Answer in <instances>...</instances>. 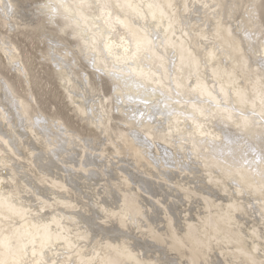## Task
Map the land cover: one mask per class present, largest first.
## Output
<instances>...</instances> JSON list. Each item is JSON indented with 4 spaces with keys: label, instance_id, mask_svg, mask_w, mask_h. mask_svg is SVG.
Masks as SVG:
<instances>
[{
    "label": "bare ground",
    "instance_id": "6f19581e",
    "mask_svg": "<svg viewBox=\"0 0 264 264\" xmlns=\"http://www.w3.org/2000/svg\"><path fill=\"white\" fill-rule=\"evenodd\" d=\"M256 1L44 0L41 11L62 16L81 37L93 68L112 80L117 108L136 121L115 133L103 107L75 87L73 64L54 44L49 58L96 138H78L44 114L35 125L0 81V264H170L166 255L176 264H264V33ZM0 11L5 24L22 23L12 0H0ZM0 42L9 62H19L17 48ZM16 71L26 69L19 62ZM35 143L48 154L35 156ZM162 184L177 207L162 199ZM41 189L60 192L40 198L42 209L60 203L78 215L8 225L23 215L21 200L31 206ZM68 220L85 231L61 234Z\"/></svg>",
    "mask_w": 264,
    "mask_h": 264
},
{
    "label": "rangeland",
    "instance_id": "374dc122",
    "mask_svg": "<svg viewBox=\"0 0 264 264\" xmlns=\"http://www.w3.org/2000/svg\"><path fill=\"white\" fill-rule=\"evenodd\" d=\"M12 1L15 4V8H17L19 12L18 18H21L20 21L22 23L16 28L5 24L4 21L0 19V39H7L9 43L11 42L17 48L16 53L17 55H19V62L24 65L26 72L25 74H23L22 72H17L16 68L19 66V62L11 64L0 47V81H5L7 83V87L11 89L10 92L13 93L14 96L22 100L24 105V112L26 111L25 114L28 116V118L31 117L33 123L37 126L39 125V122L42 121L41 119H39L40 114H44L46 120L49 118L60 119L70 131L77 135L78 138H96L99 135L98 128L84 119L82 114H80L74 108L70 100L68 91H66L63 82L61 81L63 77L61 76L62 78H60L58 66L56 62L53 61V59L49 58L50 55H52L51 52H53L50 49L54 44L55 46H57V53H60L63 56L66 55L67 57L65 58V61L68 62L69 60L71 65L73 64L72 71L75 76V82L73 84L76 88L79 89V91H81L82 88L85 87V94L86 96H89V98L86 99V101L89 100V102L87 103L89 104L90 101H93V103L99 108L103 107V117H106L111 126V129L114 130L115 133H118L120 129L125 132V129L128 128V124L131 123L130 120H136L135 118H128L127 115L122 114L120 112V109L117 108L112 80L108 75H105V73H101L99 70H97V68H93L92 59L88 57L89 54H86V48L82 46L81 37L79 38V35L77 36L76 32H72L74 31L73 28H65L66 22L62 16L58 17L51 12L49 15L47 14V12L41 11L40 8L44 4V0ZM256 7L260 18V28L264 33V0H257L254 3V9H256ZM7 12H10V9H8ZM51 17L53 18L52 20ZM256 45L257 43L255 44V48L260 49L259 45ZM87 58H89V60ZM77 82L80 84H78ZM82 83L83 85H81ZM135 126H140L141 130L145 129V126L142 127L141 125H138V123L137 125L135 124ZM18 130L20 133L24 132L21 127L20 129L18 127ZM35 146L40 150L35 154V156H43L46 153L48 154V152L43 150V147L40 143H35ZM53 158L55 159L54 156ZM24 175L25 174H20V176ZM31 176H33V174L29 173V175L25 176L23 181L27 182L31 179ZM56 176L62 177L58 172H56ZM134 187H130V189L132 190L134 189ZM162 188L166 189L168 192V198L166 199L163 197L162 199L166 202L170 201V204H173L177 207L178 205L175 203V200L178 198L177 194H175V196H177V198H175L172 194V191L168 189L164 184H162ZM97 189H99V187ZM155 189L157 194L161 192V189L159 187L155 186ZM27 190L29 189L27 188ZM121 190L122 192H120ZM119 192L122 194L125 191L124 189H119ZM39 193L44 194V197L40 194H32L30 196V199L32 201L31 206L28 202L21 200L19 206L23 209V215L18 216V218L6 219V223L8 225L16 223L22 224L23 222L28 223L38 218V216L41 217L44 221H51L52 217L55 214L56 216L62 214L78 215V212L76 211L78 207H66L65 205L60 203L52 204L42 209V205L39 200L40 198L42 200H45V198H47V193L60 194V192L55 189H47L46 191L41 189ZM22 194H26V192H22ZM61 195L65 200L67 199V197L72 196L67 194ZM119 198L120 199H118V201L121 202L122 199L121 197ZM155 198L156 200L158 199V197L155 196L153 197L154 201ZM162 199L160 202L163 204ZM181 201H184L185 203V200ZM62 202L64 201L62 200ZM180 205H182L183 207V204ZM155 209L158 212V217H160L162 215L161 209L158 206H156ZM190 209H192V206H189L188 212H190ZM79 213L80 215H82V212ZM87 222L89 224L91 222V219H89ZM80 224L81 222L79 220H76L75 223L68 220L67 229H63L60 227V233L70 237L73 235L68 234V231L73 232L79 229L85 231V226L82 227L80 226ZM212 227L213 226H210V228ZM51 230L58 234V229L52 228ZM27 235L28 234H26V236ZM100 235H102V233ZM26 236L21 238V240H25ZM139 241L142 243V246H145V241ZM89 243L90 240H88L86 243L76 240L74 242V246L81 245L88 247ZM57 244L60 246V248L56 249V251H61L64 243L58 242ZM164 258L169 261L170 264L177 263L175 260L177 259L176 257L169 258L166 255L164 256Z\"/></svg>",
    "mask_w": 264,
    "mask_h": 264
}]
</instances>
